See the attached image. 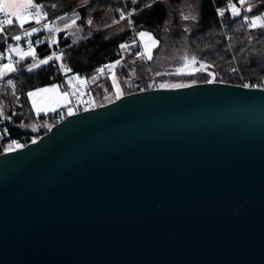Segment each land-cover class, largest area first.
<instances>
[{
  "label": "water",
  "instance_id": "obj_1",
  "mask_svg": "<svg viewBox=\"0 0 264 264\" xmlns=\"http://www.w3.org/2000/svg\"><path fill=\"white\" fill-rule=\"evenodd\" d=\"M208 81L0 154V264H264V90Z\"/></svg>",
  "mask_w": 264,
  "mask_h": 264
},
{
  "label": "trees",
  "instance_id": "obj_2",
  "mask_svg": "<svg viewBox=\"0 0 264 264\" xmlns=\"http://www.w3.org/2000/svg\"><path fill=\"white\" fill-rule=\"evenodd\" d=\"M36 1L49 20L70 12L81 15L83 35L74 41L65 33L59 34L55 50L61 57L60 64L70 69L71 74L87 79L98 78L90 83L89 90L96 107L117 99L113 80L124 96L148 90L151 86L157 89L161 84L160 73L176 72L186 65L191 66L196 74L177 79L185 85L206 83L212 78L215 82L232 85L251 87L256 84V88L264 90V30L248 29L244 23V16L251 18L253 14H260L257 8L261 0L248 2L247 5L254 6L253 13H243L238 18H232L229 12V4H237L238 0H157V3L140 0L136 5L131 1L92 0L82 7L73 6L69 0ZM150 3L151 7H145ZM178 4H190L194 17L182 23L174 18ZM218 8L225 12L224 17L217 14ZM130 12V23L121 35L109 37L106 30L89 31L87 28L90 15L101 20L111 13L118 20L121 13L128 15ZM107 21L104 18L105 23L100 27L104 28ZM166 25L169 26L167 30L164 29ZM20 30L7 29L8 32ZM142 31L150 32L158 42L151 59L138 56L136 36ZM121 44L128 45L126 53ZM35 53V59L29 56L19 60L16 71L0 81V133L4 137L0 154L4 153L9 141L16 140L25 146L46 134L50 126L57 124L52 115L59 113L64 118L69 115L66 110L42 116H35L32 112L29 92L54 85L60 89L64 87V77L54 63L27 71L29 66L46 59L50 51L44 45L36 47ZM105 63L115 65L114 73L100 79L101 71L98 70L103 69ZM5 127L9 130L7 136L4 135Z\"/></svg>",
  "mask_w": 264,
  "mask_h": 264
},
{
  "label": "snow or ice",
  "instance_id": "obj_3",
  "mask_svg": "<svg viewBox=\"0 0 264 264\" xmlns=\"http://www.w3.org/2000/svg\"><path fill=\"white\" fill-rule=\"evenodd\" d=\"M139 2L140 0H132V3L134 5L138 4ZM152 3H157V0H152ZM152 3L146 4L145 7H151ZM238 3L241 7H237L232 3L229 4V8L231 10V14L233 17H240L243 13H253L254 6L251 4H248L247 6H245L246 0H238ZM262 8H264V0H261L260 7L257 8V11L260 14L258 15L253 14L251 19H249L248 16H244L245 23L249 25L250 29L264 30V11L261 10ZM0 13H2L4 17L3 19H0V32L4 31V27H3L4 25H7L9 28H12L16 25V22H18L19 27L23 29L24 25L29 21V19H34L36 23H39L40 20L43 18L42 6L36 3L35 0H0ZM217 14L221 17L225 16V12L219 8L217 9ZM128 15L131 16L132 13L130 12ZM124 18H125L124 14L121 13V19H124ZM89 23H91V21H89ZM25 34L30 36L32 35V32H26ZM138 35L141 38L145 36L150 37V34L145 33V32H140L138 33ZM12 39L15 41H20L21 37L19 35H16L12 37ZM53 43H55V39H53ZM155 44H156V41H153V45ZM120 47L125 48V47H128V45L121 44ZM11 51L16 52L17 55H19L21 61L29 56H31L33 59H35L36 57L35 50L31 47V45L29 46V49L26 52L18 48L11 49ZM143 55H146L149 59H151L152 58L151 49H146ZM56 59L60 60L61 57L57 56ZM50 60H52V56H48L47 59L40 60L38 64L36 65L29 66L27 68V71L32 72L34 68H37L40 65L48 64ZM194 61H195V58H193V62ZM116 63H119V61H117ZM114 66L115 65H106L105 67L112 68ZM61 67H63V65H61ZM14 71H16V68L13 66L12 63L0 65V76L6 75L7 73L14 72ZM67 71H70V69H67ZM98 71H103V69H99ZM209 75H212V74L209 73ZM208 82L211 83V81H208ZM11 83L12 81L9 80V84ZM113 85L115 86V80H113ZM243 86L245 88L249 87V85L247 84ZM55 91H56V86L54 85L52 88L38 89L35 92L28 93V97L29 99L32 100L33 108L35 109L37 113L41 112L44 109L37 106V103L34 97H36L40 93L55 92ZM120 96H121V92L119 88H117L116 98L119 99ZM47 110L51 111L53 110V108L49 106ZM72 114H73L72 109H69V115H72ZM33 131H35V128H33ZM49 131H51L50 128H49ZM8 134H9V130L7 129V127H5L4 135L7 136ZM32 142L36 143L35 140H33ZM17 147H22V146L17 145L16 141L13 140L10 144L7 145V148L5 149V153L11 152Z\"/></svg>",
  "mask_w": 264,
  "mask_h": 264
},
{
  "label": "built area",
  "instance_id": "obj_4",
  "mask_svg": "<svg viewBox=\"0 0 264 264\" xmlns=\"http://www.w3.org/2000/svg\"><path fill=\"white\" fill-rule=\"evenodd\" d=\"M35 2L37 3L36 0ZM3 18H4L3 14L0 13V19ZM31 20H32L31 26L21 29L20 31H17V33L13 35L7 31L8 29L7 25L3 26L4 31L0 32V65L12 63L13 66L15 67L16 59L14 52H12L11 49L21 48L23 51L26 52L28 51L30 45L34 50L36 47L45 45L47 49L50 51L49 56H52V60H50L49 63H54L58 66L59 71L61 72V76L64 77V81H67L68 79H72L74 82L73 92L71 93L72 107L77 109V111H84V110L86 111L87 109H91L92 107L90 106L91 104L89 103L90 81L89 79L80 76L78 74H71V72L67 71L66 68L61 67L59 60L56 59L58 54L55 50V48L58 45L57 43H58L59 34L55 29L49 26L50 20L47 17L44 10H43V18L40 20L39 23H36L34 19ZM26 32H32V35L30 36L26 35L25 34ZM16 35H19L21 37L20 41H15L12 39V37ZM53 39H55V43H53ZM106 65H112V64L110 63L104 64L103 71H101L98 75L100 79H105L107 76L110 77L114 73V67L108 68L105 67ZM9 74H12V72ZM3 76H0V80L4 78ZM249 88H256V84H254ZM52 117L55 119L56 123L58 124L64 119V116H62L59 113L56 115H52ZM2 135L3 134L0 133V143H4L3 142L4 137ZM11 142L12 141H9L8 144H10ZM16 143L17 145L22 146L19 143V141H16ZM19 148L21 147H17L14 150Z\"/></svg>",
  "mask_w": 264,
  "mask_h": 264
},
{
  "label": "rangeland",
  "instance_id": "obj_5",
  "mask_svg": "<svg viewBox=\"0 0 264 264\" xmlns=\"http://www.w3.org/2000/svg\"><path fill=\"white\" fill-rule=\"evenodd\" d=\"M82 1H88V0H69L68 2L71 3L75 7L76 6L82 7L83 6V5H81L83 3ZM122 1H131L132 2V0H122ZM184 2H189V0H184ZM192 10L193 9H192L190 4L189 5L178 4V6L176 7V13H175L176 15H173V13H170V14H172L174 18L180 20V22L182 23V21L194 17ZM172 15L170 16L169 23L172 20ZM80 16L81 15L77 12L76 13H74V12L65 13V14H62L59 16L60 17L59 23L63 24L65 26V28H66L65 31H67L68 36L74 41L78 40L83 35V31H84V29H83L84 27L81 25L83 23V21H82ZM124 17H125L124 19H121V15H120L118 20H115V17L113 16V14L108 13L107 15L103 16L101 18V20H97L98 18L91 17V15H90V17L87 20V22L91 21L90 26L88 27V30L89 31H92V30L96 31L97 29H99V31L106 30L109 37H115V36L121 35L122 33H124L127 30L128 24L130 23V21L128 19L129 15H124ZM104 18H107L108 21L106 22V26L104 28L103 27L101 28L100 24L102 25L103 23H105ZM249 19H251V18H249ZM169 23H168V25H169ZM168 25H166V27L164 29H166V30L169 29ZM54 28H56V27H54ZM142 32L149 33L150 37L145 36V37L141 38V37H139V35L136 36V43H137L136 45L139 48V55L138 56L141 58L149 59L146 55H143V53L145 52L146 49H151V53H152L153 50L155 49V47L158 45V42H157L156 38H154V36H152V34L150 32H147V31H142ZM153 41H156L155 45H153ZM126 51H127V48L126 47H125V49L123 48V52L126 53ZM177 70L178 71H176V72H170L169 73V72L164 71V72L160 73V75H158V78L161 80V84L159 85V88L167 89V88H178V87L188 86V85H185V84L179 82L177 79H179V78L181 79L182 77H190V76H193L196 74V72L189 65H186L183 68L180 67V69H177ZM7 76L8 75H4L3 77L5 78ZM97 79L98 78H96V79L92 78L90 80V83H93ZM115 85L116 86H114V89H115V94H116V90H117L118 86L116 83H115ZM114 97H112V98H114ZM89 98H90L89 103L91 104L90 106L92 108H96L93 98L91 96ZM108 99H110L109 96H108ZM53 113H55V112H52L50 114H53Z\"/></svg>",
  "mask_w": 264,
  "mask_h": 264
},
{
  "label": "crops",
  "instance_id": "obj_6",
  "mask_svg": "<svg viewBox=\"0 0 264 264\" xmlns=\"http://www.w3.org/2000/svg\"><path fill=\"white\" fill-rule=\"evenodd\" d=\"M90 1H92V0L82 1L83 3L81 5L84 6L87 3H89ZM118 1H122V0H118ZM250 1L251 0H246V4L245 5H247V3L250 2ZM234 5L237 6V7H241L239 5V3L234 4ZM229 12H230V15L232 16L230 8H229ZM232 18H238V17H233L232 16ZM59 22H60V17L58 16L55 19L50 20L49 26L51 28L55 29L58 32V34L65 33V34L68 35L67 31H65V29H66L65 26L63 24H60ZM244 23H245V20H244ZM31 24H32V20L29 19V21L24 25V28L31 26ZM89 26H90V23L88 21L87 28ZM54 27H56V28H54ZM246 27H248V29H250L248 24H246ZM12 28H13V30L14 29H16V30L17 29H21L19 27V25H18V22H16V25L14 27H12ZM8 29H9V27H8ZM97 31H99V29H97ZM9 33L13 35V34H16L17 31L9 32ZM18 49L22 50L21 48H18ZM14 55H15L16 62H18L20 60L19 55H17L16 52H14ZM9 73H7L6 75H8V76L11 75ZM90 80L91 79H89V81ZM52 87L53 86L46 87V88H52ZM73 88H74L73 80L72 79H68L67 81H64L63 89H60L58 87V85H57L55 92L40 93L39 95L34 97V99L36 100L37 106L41 107L42 109H44V110H42L39 113H37L35 111V109L33 108V105H32V100L29 99V97H28V101H29V104L31 105L32 112L34 113L35 116L48 115V114H50L52 112H57L59 110H66V113L69 114V109H72L73 113H76L77 109L72 107L71 93L73 92ZM41 89H44V88H41ZM35 91H37V90H35ZM35 91H32V92H35ZM49 106H51L53 108V110H51V111L47 110V108Z\"/></svg>",
  "mask_w": 264,
  "mask_h": 264
}]
</instances>
